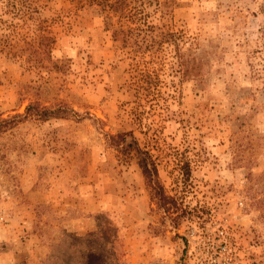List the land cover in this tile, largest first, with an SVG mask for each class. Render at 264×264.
<instances>
[{
  "label": "rangeland",
  "instance_id": "374dc122",
  "mask_svg": "<svg viewBox=\"0 0 264 264\" xmlns=\"http://www.w3.org/2000/svg\"><path fill=\"white\" fill-rule=\"evenodd\" d=\"M75 1L32 0L0 39L16 45L0 54V264H264V0H167L199 75L164 46L147 141L125 111L130 24ZM129 131L155 148L176 220L112 145Z\"/></svg>",
  "mask_w": 264,
  "mask_h": 264
},
{
  "label": "trees",
  "instance_id": "16d2710c",
  "mask_svg": "<svg viewBox=\"0 0 264 264\" xmlns=\"http://www.w3.org/2000/svg\"><path fill=\"white\" fill-rule=\"evenodd\" d=\"M75 1V0H74ZM32 0H0V39L11 36L12 31H6L5 24L21 19L27 22L24 11L29 7ZM74 6L77 9L85 7L101 6L103 8L109 7L115 9L117 15L127 24L128 28L122 30V45L120 50L122 54L129 60L132 68V81L129 85V91L133 94L136 101L132 106L125 109L129 118L140 131L147 136V131L151 129L152 122L147 123L148 116L155 108V102L163 98V92L160 88V55L164 52V46H172L176 51V64L180 68L182 77L187 75L198 76L199 61L197 57L192 54V67L188 72L184 67L188 64L184 60V55L180 49V41L183 36L179 32L173 31L169 22L173 20V12L169 11L165 5L169 3L167 0H76ZM154 5L153 11L148 10V6ZM44 37V36H43ZM51 37H44L43 41H50ZM13 44H4L0 41V54H10L15 52ZM42 46V47H41ZM39 45L35 51L37 54L43 48ZM44 54L48 51L44 50ZM173 97H176L173 95ZM45 117L55 114L53 111H43ZM149 134V133H148ZM130 137V141H128ZM149 135L146 137L148 140ZM112 143L116 149L127 158H138V164L147 181L148 187L155 199L160 203L168 216L176 220L179 218L177 214L178 206L175 199L166 195L163 185L159 180L158 174V159L152 154L151 149H155L153 145H148V148L142 149L134 134L129 131L111 137ZM146 143V142H145ZM128 162V161H127ZM177 169L182 177V180H190L192 176V160L182 159L178 161Z\"/></svg>",
  "mask_w": 264,
  "mask_h": 264
}]
</instances>
